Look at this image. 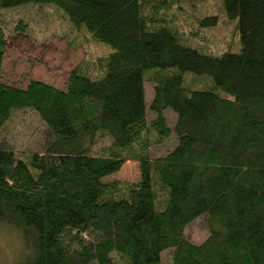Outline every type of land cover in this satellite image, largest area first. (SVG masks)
<instances>
[{
    "label": "trees",
    "instance_id": "trees-1",
    "mask_svg": "<svg viewBox=\"0 0 264 264\" xmlns=\"http://www.w3.org/2000/svg\"><path fill=\"white\" fill-rule=\"evenodd\" d=\"M204 1L0 0V12L55 7L112 49L65 89H21L2 63L26 23L6 35L0 21V133L21 111L45 128L38 151L0 145V226L25 246L19 264H264V0H213L239 33L240 51L220 55L180 33L215 25L197 15ZM129 161L135 183L104 182ZM197 219L199 244L185 234Z\"/></svg>",
    "mask_w": 264,
    "mask_h": 264
},
{
    "label": "rangeland",
    "instance_id": "rangeland-1",
    "mask_svg": "<svg viewBox=\"0 0 264 264\" xmlns=\"http://www.w3.org/2000/svg\"><path fill=\"white\" fill-rule=\"evenodd\" d=\"M219 1L221 3V0ZM195 7L199 17L216 16L215 25L200 27L197 33L190 27L184 28L180 31L181 35L189 38L195 48H202V51L208 54L238 53L239 33L236 30L235 20H229L215 12L213 0H205ZM182 8L189 9L186 3ZM19 20L26 23L25 33L19 32L17 35L6 37V53L2 63L3 81L18 88L25 89L30 80H35L57 89H65L68 76L76 67L91 66L93 69L97 58L112 53L111 47L93 42L83 26L80 29L75 28L55 7L40 8L35 4H27L0 12V21L2 24L6 23V35L13 34L12 28ZM184 24V27L189 25L188 22ZM72 40L75 42L72 43ZM95 74L96 72L93 76L99 77ZM151 99V87L145 84L147 104ZM165 113L168 123L171 124L174 115L169 111ZM152 117L153 114L148 110L147 119L150 120ZM44 135L45 128L38 117L31 111H21L13 113L3 127L0 133V145L5 147L11 145L16 152L38 151L36 148L39 149L44 145ZM174 145V137H170L160 146L152 148L150 154L152 157L162 156ZM138 178L137 163L129 161L123 164L118 173L106 178L104 182L117 180L135 183ZM200 220H195L185 229L186 236L195 244H199L207 233L203 221ZM20 246L18 235L0 226V264H19L22 249H25L23 244ZM166 253L163 252L161 255L162 262ZM165 258H168V255ZM164 264H170V259Z\"/></svg>",
    "mask_w": 264,
    "mask_h": 264
}]
</instances>
